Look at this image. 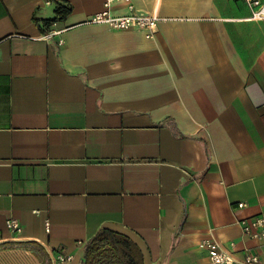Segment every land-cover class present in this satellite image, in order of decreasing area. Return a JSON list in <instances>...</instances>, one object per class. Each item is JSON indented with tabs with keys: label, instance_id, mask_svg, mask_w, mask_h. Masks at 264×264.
<instances>
[{
	"label": "crops",
	"instance_id": "crops-1",
	"mask_svg": "<svg viewBox=\"0 0 264 264\" xmlns=\"http://www.w3.org/2000/svg\"><path fill=\"white\" fill-rule=\"evenodd\" d=\"M59 2L66 31L43 38L54 2L0 0V264H83L103 230L144 264H210L205 238L256 249L241 222L264 215V18L132 0L159 17L147 38L88 23L105 0Z\"/></svg>",
	"mask_w": 264,
	"mask_h": 264
},
{
	"label": "built area",
	"instance_id": "built-area-1",
	"mask_svg": "<svg viewBox=\"0 0 264 264\" xmlns=\"http://www.w3.org/2000/svg\"><path fill=\"white\" fill-rule=\"evenodd\" d=\"M252 9L251 17L253 19L264 18V3L259 0H246ZM115 3L126 4L128 11L123 14H115L112 7ZM159 17L156 14L137 10L132 0H105L103 11L96 13L88 23L106 24L114 29L140 28L145 31L147 38L154 37L157 32ZM66 31V28H59L58 22L51 23L48 33L43 38L60 36ZM59 43L62 39L58 40ZM245 203L240 202L239 207H243ZM243 234L257 242L256 249L246 248L241 258L236 257L234 252L223 249L215 240L205 238L202 246L208 251L210 264H264V215L256 216L252 219L243 220ZM7 227L13 235H19L22 232L20 223L16 220H9ZM235 244L232 243V246ZM72 255L59 254L58 262L69 261Z\"/></svg>",
	"mask_w": 264,
	"mask_h": 264
},
{
	"label": "trees",
	"instance_id": "trees-1",
	"mask_svg": "<svg viewBox=\"0 0 264 264\" xmlns=\"http://www.w3.org/2000/svg\"><path fill=\"white\" fill-rule=\"evenodd\" d=\"M50 1L56 6V15L47 20L48 28L54 21H64L71 12L70 8L59 0ZM83 259V264H144L138 245L128 236L110 230H103L92 238Z\"/></svg>",
	"mask_w": 264,
	"mask_h": 264
},
{
	"label": "bare ground",
	"instance_id": "bare-ground-1",
	"mask_svg": "<svg viewBox=\"0 0 264 264\" xmlns=\"http://www.w3.org/2000/svg\"><path fill=\"white\" fill-rule=\"evenodd\" d=\"M156 5H157V6L159 5V0H157Z\"/></svg>",
	"mask_w": 264,
	"mask_h": 264
}]
</instances>
